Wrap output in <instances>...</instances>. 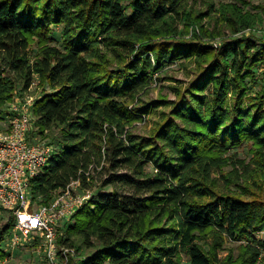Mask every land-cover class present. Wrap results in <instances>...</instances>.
<instances>
[{
	"label": "trees",
	"instance_id": "16d2710c",
	"mask_svg": "<svg viewBox=\"0 0 264 264\" xmlns=\"http://www.w3.org/2000/svg\"><path fill=\"white\" fill-rule=\"evenodd\" d=\"M186 3L0 0V107L37 75L49 91L33 99L34 131H59L46 140L56 146L44 170L30 179L32 199L47 202L76 178L87 189L93 180L111 186L58 228L57 242L73 249L65 264H181L182 252L188 264H215L225 238L245 242L239 264L260 263L264 239L253 232L264 223V197L217 191L212 174L242 142L264 174V86L249 95L245 80L264 61V42L236 37L213 51L196 36L163 37L176 30L178 13L188 16ZM228 6L220 12L239 22L232 30L251 22ZM54 24L61 48L48 42ZM192 56L196 73L176 89L168 115L146 135L133 132L151 108L140 97L150 75ZM11 225L12 215L0 225V260Z\"/></svg>",
	"mask_w": 264,
	"mask_h": 264
},
{
	"label": "rangeland",
	"instance_id": "374dc122",
	"mask_svg": "<svg viewBox=\"0 0 264 264\" xmlns=\"http://www.w3.org/2000/svg\"><path fill=\"white\" fill-rule=\"evenodd\" d=\"M229 5L240 11L242 15H250L252 20L245 27L238 30H232L230 25L240 26L239 22L225 18L220 12V6ZM188 16L182 12L178 13L174 24L176 30L173 33L164 35L165 38H177L182 40H191L193 36L199 38L213 51L221 45L225 40L232 38H249L250 40L260 44L264 42V0H187L184 8ZM202 12V16L197 18L196 14ZM234 18V17H232ZM203 26L202 30L199 25ZM205 32V33H204ZM161 38V37H159ZM34 42V41H33ZM48 42L61 48L62 45V29L60 24L52 25L51 31L48 33ZM36 51L35 44L32 45L31 54ZM153 62V57L151 56ZM197 61L192 56L187 59L178 58L176 60L166 61L158 70L150 75L149 83L145 92H140L141 100L150 104L151 108L144 113L141 119L134 121L131 130L137 134L146 135L153 130L163 116L168 115L170 111L169 100L175 98L176 89H183L193 78L197 70ZM197 67V68H196ZM252 77L248 76L245 80L248 87V94H256L261 86H264V61L258 62L252 69ZM13 98L9 102H5L0 107V129L7 120V109L15 100L17 95L21 97L32 96L33 99L42 94V90L49 91L46 84H42L34 75L33 81L28 88L21 90L17 86ZM156 102H160L155 104ZM58 129L52 127L44 130L41 140L57 141ZM54 146L56 144L54 143ZM249 145L242 142L238 146H233L225 155L229 154L228 163L223 165L220 172L214 173L215 188L217 191L232 193L246 198L252 196L264 197V174L258 172V166L254 159L255 154L248 150ZM240 161V162H239ZM246 167H248L246 169ZM146 170H151L149 165ZM94 179V178H93ZM111 186H103L99 181L93 180L89 188L93 195L99 190H110ZM38 202V200H36ZM39 203V202H38ZM8 218L5 211L0 210V225ZM63 223H71V220H65ZM64 227H62V231ZM257 238L264 239V223H262L253 232ZM10 230L6 234V238H2L1 247L5 251V258L0 260V264H47L43 256L40 242L30 240L28 237L19 238L15 246L8 245ZM243 240L225 238L220 246L216 249L215 264H239L241 260L240 245ZM179 258L181 264H188V256L180 253ZM260 263L264 264V250L260 254Z\"/></svg>",
	"mask_w": 264,
	"mask_h": 264
},
{
	"label": "built area",
	"instance_id": "2783aa9c",
	"mask_svg": "<svg viewBox=\"0 0 264 264\" xmlns=\"http://www.w3.org/2000/svg\"><path fill=\"white\" fill-rule=\"evenodd\" d=\"M33 97L17 95L7 109L0 129V210L12 215L8 245L19 238L40 242L48 264H65L73 249L57 242L58 228L90 196L79 178L53 192L47 202L38 203L30 193V179L44 170L55 146L35 133Z\"/></svg>",
	"mask_w": 264,
	"mask_h": 264
}]
</instances>
